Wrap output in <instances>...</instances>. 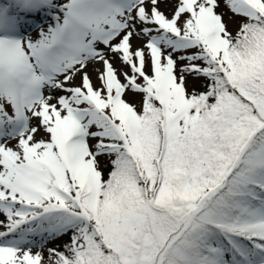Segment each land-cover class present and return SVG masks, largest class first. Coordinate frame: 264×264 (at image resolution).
I'll return each instance as SVG.
<instances>
[{
  "label": "snow or ice",
  "instance_id": "1",
  "mask_svg": "<svg viewBox=\"0 0 264 264\" xmlns=\"http://www.w3.org/2000/svg\"><path fill=\"white\" fill-rule=\"evenodd\" d=\"M0 264H264V0H0Z\"/></svg>",
  "mask_w": 264,
  "mask_h": 264
},
{
  "label": "rangeland",
  "instance_id": "2",
  "mask_svg": "<svg viewBox=\"0 0 264 264\" xmlns=\"http://www.w3.org/2000/svg\"><path fill=\"white\" fill-rule=\"evenodd\" d=\"M231 27H232V30L234 31L235 30V25H232Z\"/></svg>",
  "mask_w": 264,
  "mask_h": 264
}]
</instances>
